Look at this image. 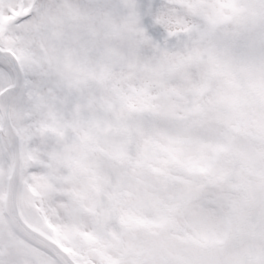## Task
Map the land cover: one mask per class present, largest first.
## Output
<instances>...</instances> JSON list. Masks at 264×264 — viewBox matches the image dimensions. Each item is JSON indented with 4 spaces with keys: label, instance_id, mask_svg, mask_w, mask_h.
Returning <instances> with one entry per match:
<instances>
[{
    "label": "snow or ice",
    "instance_id": "obj_1",
    "mask_svg": "<svg viewBox=\"0 0 264 264\" xmlns=\"http://www.w3.org/2000/svg\"><path fill=\"white\" fill-rule=\"evenodd\" d=\"M0 264H264V0H0Z\"/></svg>",
    "mask_w": 264,
    "mask_h": 264
}]
</instances>
